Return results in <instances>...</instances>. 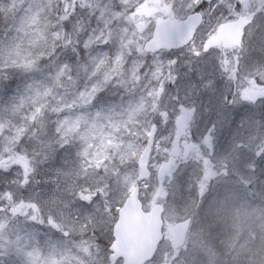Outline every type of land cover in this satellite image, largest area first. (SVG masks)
<instances>
[{"label": "rangeland", "instance_id": "rangeland-1", "mask_svg": "<svg viewBox=\"0 0 264 264\" xmlns=\"http://www.w3.org/2000/svg\"><path fill=\"white\" fill-rule=\"evenodd\" d=\"M0 1L3 3L4 0ZM51 1L27 0L19 3L21 9L20 6L16 8V5L9 9L12 0H7L5 6L0 5L2 11L6 12L3 13L6 17L4 22L1 20L0 28L5 31L4 36L9 35L0 41V89L3 87L1 82L4 71L16 68L11 65V60H17L19 55L25 56L19 47V40L29 34L27 31L36 19L35 13L42 9L43 4ZM88 1L94 7L99 2ZM133 2L136 0H130V3ZM173 2L143 0L136 10L134 23H131L132 31L121 26L110 28L113 19L104 17V34L100 39L113 36L111 65L106 64L105 72H98L97 66H100L99 62L104 55L93 51V48L104 45L101 49L106 51L107 45L99 42L96 34L88 35L87 53L92 69L83 72L84 66L79 63L77 93L65 86L66 79L55 88L59 78L64 75L67 77L69 73L68 68L63 73L56 69V72L51 73L23 75L25 82H37L32 87L33 91L28 88L22 90L15 97L13 106L1 109L0 105V201H3L0 207L10 208L8 211L15 215L16 221L15 228H6L11 218H5L0 212V249L6 250V254L0 255V258L16 255L21 259L20 264L38 259H41L38 264H108V246L116 220L115 213L112 218L109 209L117 211L136 182L135 166L144 147L137 136L139 139L147 137L150 126L142 130V135L132 132L141 121H145L144 109L148 108L154 113L153 117L159 120L162 116L179 117L189 113V116L194 119L197 117V122L202 123L193 126L189 139L183 144L197 148L190 147L194 150L192 154L184 155V146L179 145L176 154L180 156L182 167L178 168L167 162V158L175 154V131H181L183 125L160 121L163 127L157 130L149 164L153 177L143 184L141 201L148 209L156 200L169 198L165 203L166 224L189 216H195V219L189 244L181 254L175 255L166 240L160 246L157 256L148 264H160L165 260H174L173 264H264V160L253 156V152L264 148V102L250 104L241 100L245 107L238 100L231 105L225 103V97L229 101L233 98L236 83L227 79L221 71L220 53L215 50V46L212 52L199 59L192 55L189 48L172 53L169 57L157 54L147 58L141 52L142 42L149 37L152 28L150 18L143 14L153 9L155 11L151 15L160 17L157 14L161 10H156L160 3L161 7H165L164 12L170 14ZM175 2L179 5L181 0ZM32 11L34 13L27 17L26 13ZM93 22L92 28H96V20ZM115 33H119V36ZM200 39L198 33L196 47H199ZM129 41L131 45H128ZM5 45H15L11 56ZM122 46L139 48L140 52L134 51L129 56V62L125 63L128 47ZM121 48L123 56L117 61L115 57L120 54ZM153 57L157 60L154 61ZM177 58L179 62L171 69L169 78L168 60ZM63 59H60L61 62ZM133 60L136 62L132 63ZM158 61H163V72L154 76L149 69ZM140 64H145L146 76L138 71ZM131 81L138 84L133 83L131 86ZM68 84L74 87L73 78L68 79ZM94 85L102 87L95 91ZM106 89H109L107 94L122 103L112 105L111 112L101 114L99 110L104 100L98 96ZM252 89L261 90L257 86H252ZM125 90L132 94L135 91L136 96L130 98L124 94ZM1 97L0 94V100ZM36 103L42 109L46 108L45 112L50 107L56 116L64 112L65 116L59 120V125L64 128L63 133L77 131L79 117V151L71 150L70 144L50 151V146L55 144V138L60 132L57 130L58 123L55 129L50 124H44L47 119L44 115L36 131L37 136L33 135V144L27 141L20 143L33 126L34 111L30 109L37 110ZM71 109H75V112L69 117L67 111ZM211 116L215 117L216 128L210 141L205 142L201 137L208 135L207 125L213 122ZM126 122L132 128H127L129 138H111L110 128L114 127L111 128L114 130ZM241 124L243 127H240ZM254 136L257 139H252ZM240 141L245 146L235 147ZM43 147H47V153L50 152L47 161H43L44 153L39 156L38 149L42 152ZM85 149L87 156L84 155ZM200 155L201 164L194 167ZM225 157L231 163L230 169L226 165L221 167ZM163 163L166 167L165 175L159 177L157 171ZM208 164L217 166L210 170L209 177L206 170ZM253 164L255 173L249 170ZM171 168L175 171L171 172ZM217 174H221V179L207 184ZM252 180L255 184L249 182ZM82 196L90 197L91 203L85 202ZM33 204L39 210L32 207ZM29 212L32 213L29 218L35 217L34 221L38 225L41 224L45 229L49 227L57 234L58 242L53 244V248L45 244L48 248L41 249L36 244L40 241L39 236L44 237L42 241L47 240L44 232L35 237L34 229H22L27 226L25 222ZM19 214L22 218L18 217ZM50 217L55 219L56 227H53ZM85 219L90 221L87 228L81 227ZM221 226L228 228L223 229Z\"/></svg>", "mask_w": 264, "mask_h": 264}, {"label": "snow or ice", "instance_id": "snow-or-ice-1", "mask_svg": "<svg viewBox=\"0 0 264 264\" xmlns=\"http://www.w3.org/2000/svg\"><path fill=\"white\" fill-rule=\"evenodd\" d=\"M142 0H136L135 3H130V0H99L95 10L90 14L87 21L89 26V36L96 34V39L99 40L104 34V17H111L114 22L123 21L125 30L129 22H133V18L136 17V10L141 6ZM15 7V0L9 4V9ZM171 11L169 19L162 25V31L165 33L175 31L179 36L184 29L189 30L187 39H181L179 47L189 46V50L196 58H201L205 54L212 52L215 46V50L220 53L219 64L221 71L225 74L226 78L236 83L239 89L234 93L231 101L225 97V103L235 104L237 100H243L250 104H256L258 102H264V92H260L255 96L248 95L247 90L250 86H257L264 89V0H181L179 5L174 2L170 5ZM76 12V8H73V12L69 16H61L59 19L63 22L62 26L66 32L70 23H73L71 16ZM92 18L97 22L96 28H91ZM236 24L239 26V32L237 38L230 45L221 46L217 40L215 33L223 24ZM10 31L12 29H9ZM146 29H141V31ZM200 34V44L196 47L197 34ZM88 37L84 41H80L77 37V47L74 51L79 54V46L83 44L87 51ZM110 39H105L104 44H111ZM131 41L128 45H131ZM167 46V45H165ZM9 49V56L12 55V48L15 45H5ZM128 47L127 55L132 56L133 52H140V49H133ZM121 48L120 54L115 57L117 61L123 56V50ZM231 48L232 51L225 50ZM239 49V51H237ZM149 49H145L147 51ZM55 53H53V56ZM107 56V60L111 63L113 57L108 53H103ZM39 57H37L38 59ZM154 61L157 60L153 57ZM127 63V61H125ZM136 61L133 60L132 63ZM179 62V59H169V78L171 76V69ZM101 65L105 64V60L101 59L99 62ZM146 64V62H145ZM145 64H140L139 72L143 75L148 73L144 71ZM11 65L15 67H21L25 70L31 69L35 66V61L30 60L24 64H17L15 59L11 60ZM159 65V66H158ZM70 66L66 63L63 65L57 64L59 72L63 73L66 68ZM99 67V65L97 66ZM149 71L152 75L156 76L163 72V61L154 63ZM94 75H96L94 73ZM107 80V77H105ZM163 83V82H161ZM99 85H94V90H100ZM179 100V97H176ZM99 115V114H98ZM243 127V124L240 125ZM216 122H212L207 129V136H202L201 139L205 142H209L211 134L215 131ZM58 132H63V126L59 125ZM257 139V137H252ZM264 139V138H262ZM66 143V137L60 140V146L64 147ZM244 142L240 141L235 147L243 148ZM87 150L85 149L84 155L87 156ZM253 156L260 160H264V148L253 152ZM249 170L255 173V165H250ZM85 202L91 203V199L88 196L81 197ZM32 207L38 206L33 204ZM111 211V209H109ZM35 220V217H32ZM50 222L53 227H56L55 219L50 217ZM43 222V220H41ZM89 220L85 219L81 227L87 228L89 226ZM59 230V229H58ZM68 235V233H64ZM19 250V249H18ZM6 254L5 249H0V255ZM110 258V257H109ZM2 264V262H0Z\"/></svg>", "mask_w": 264, "mask_h": 264}, {"label": "trees", "instance_id": "trees-1", "mask_svg": "<svg viewBox=\"0 0 264 264\" xmlns=\"http://www.w3.org/2000/svg\"><path fill=\"white\" fill-rule=\"evenodd\" d=\"M27 0H15V5L16 8L18 6H20L21 9V5L19 3H24ZM143 1V0H142ZM7 0H4L3 3L2 1H0V5H6ZM135 3V2H133ZM142 3V2H141ZM97 6V3H96ZM76 8V12L71 16V20L73 21V23H70L68 26V30L66 32L65 28L62 26L63 22L59 19V17L61 16H69L70 13L73 12V8ZM95 10V7L92 6L91 4H89L88 0H83L81 2V0H52L49 4H43L42 5V9L38 10V13L36 14V19L35 21L32 22L31 25H29V29H28V33L26 34L25 37L21 38L19 40V47L22 51V53L25 56H21L19 55V57L17 58L16 62L19 64H24L27 63L30 60H34L35 61V66L31 69H17V67L15 69L12 70H7L4 71V74L2 76L3 78V82L1 89H0V94H1V100H0V105H1V109H5L7 106H13L14 105V99L15 97H17L19 94H21L22 90L24 91L25 89L28 88V90L33 91L32 87L36 86L35 83L37 82H25L24 76L25 74H28L29 76L31 75H36V74H40V73H51V72H56L57 69V64L63 65V64H67L70 67L68 68V75L67 77L61 76L56 84L55 82V88L57 89L59 87V83H61L62 81H64L66 79L65 82V86L67 88H71L75 90V93H77L76 91H79V63L80 65H83V72L84 71H90L92 69V66L89 63L90 60V56L88 55L87 51L85 50V47L83 46V44H81L79 46V54H77L74 49L78 46L77 45V37L79 36L80 41H84L85 38L89 35V26L87 24V21L90 17V14ZM3 13H6L5 11L3 12L2 9L0 8V27H2V22H4L6 15H4ZM34 12L32 11L30 14L26 13V16L29 17L33 14ZM2 20V22H1ZM94 18H92V24H91V28L93 27L94 24ZM132 22L128 23L127 29L132 31ZM112 26H121L123 28L124 27V22L121 20L119 22H114L112 21L110 23V28ZM33 32V33H32ZM5 31H2V29L0 28V41L4 40V38H7L6 36H9L7 34H5L6 36H4ZM114 35V34H113ZM115 35L118 37L119 33H115ZM113 37V36H112ZM111 37V38H112ZM104 38V37H103ZM110 38V40H111ZM106 38L104 39H100L99 42H104ZM104 47V45H102ZM112 44H107V48L106 51H103V47L101 48H97L94 47L93 51H98V54H103V53H108V55L113 56V49H112ZM92 51V49H91ZM53 53H55V55L53 56ZM169 56V55H168ZM37 57H39L37 59ZM61 58H65L62 60L61 62ZM103 60H105V64L99 66V73H103L106 71V64H108V60H107V56H103ZM127 61V59L125 60ZM78 62V63H77ZM111 65V63H110ZM11 68H13L11 66ZM21 68V67H19ZM82 76V75H81ZM80 76V79H81ZM37 77V76H36ZM73 78L74 80V87H70L68 84V79ZM33 82V83H32ZM142 82V81H141ZM132 84H130L131 86H133V83L138 84L137 82H132ZM65 91V89H62ZM70 90V89H68ZM109 91V89L104 90L99 96V99L104 100L103 104L101 105V109L99 110L101 112V114L104 113H109L111 112L110 107L114 104L116 105H121L122 101H118L115 98L111 97L109 94H107V92ZM136 91V89H135ZM135 91L133 92V94L131 93V91H124L125 95H128L130 98L135 97ZM14 95V96H11ZM39 104L36 103L37 106V110L34 109H30V111H34L33 113V126L31 128H29V131L26 132L25 134V140H21L20 143H23V141H29L32 139L33 140V135L37 136V129L39 125L40 120L42 119L43 115L45 117V109H42L41 107L38 106ZM50 105V104H47ZM118 110V109H117ZM116 110V111H117ZM147 110L150 111L149 113H147ZM116 111L114 113H116ZM75 112V109H71L69 111H67L68 116L71 117V115ZM43 113V114H42ZM47 115L49 117L48 119V124L50 122L51 124V128L56 127V123L59 122L60 119H62V116L64 115V112L61 111L58 116H56L55 114L52 113H48ZM55 115V117H54ZM154 113L152 112L151 109L145 108L144 109V114H143V119L145 120L144 122L141 121V124L139 126H137V131L141 130L143 127H147L149 124L151 123H155V124H160V121H171L173 122V118L172 117H160V120L158 117H153ZM189 114L185 115L188 116ZM58 117V118H57ZM54 118V120H53ZM188 119V117H186ZM143 122V123H142ZM77 126L78 129L77 131L73 132V133H58L57 134V138H55V144H53L50 149V151L57 147L60 146V140L63 137H66V143L67 145L70 144V149L73 151H79V139H78V133H79V117L77 118ZM131 126L129 125V122H126L123 124L122 127H115L114 130H111L110 128V137L114 138V139H123L126 140V138H129V132H127V128ZM132 129V128H131ZM98 131V130H97ZM95 131V132H97ZM115 135V136H114ZM122 135V137H121ZM125 135V136H124ZM29 136V137H27ZM133 137V136H132ZM138 140L141 141V144L145 143V137H142L139 139V137L137 136ZM77 139V140H76ZM110 139V138H109ZM31 140V141H32ZM76 140V141H75ZM30 141V142H31ZM27 142V143H30ZM34 142V141H33ZM32 142V143H33ZM74 144V146L72 145ZM36 150V149H35ZM38 151H40V155L38 153L39 156H41L42 153V157H43V161L46 160L47 156H49V153H47V147H43V150L41 152L40 148L38 149ZM192 151H189L188 154H192ZM79 154V153H78ZM47 161V160H46ZM77 162L79 163V155L77 158ZM198 164H201V158L198 161ZM174 163L181 165V163L179 162V158L174 160ZM3 201H0V204ZM113 212H115L113 210ZM54 238L53 236L49 237L46 241L42 242L43 244H48L49 247L52 248L53 243H54ZM48 246H44V248ZM0 262H2V264H20L21 259L20 257L16 256V255H10V256H4L2 258H0Z\"/></svg>", "mask_w": 264, "mask_h": 264}, {"label": "water", "instance_id": "water-1", "mask_svg": "<svg viewBox=\"0 0 264 264\" xmlns=\"http://www.w3.org/2000/svg\"><path fill=\"white\" fill-rule=\"evenodd\" d=\"M167 20L160 21L154 26L151 38L143 46V51L149 49L144 51L145 53L154 54L160 50L170 51L183 48L178 45L181 39H187L189 30H182L179 36L175 31L165 33L162 31V25ZM238 32V25L226 24L220 30V37L223 42L230 45L237 38ZM154 136L155 127L153 126L138 160V181L148 179L150 175L147 165ZM138 194L139 188L136 186L118 211V220L113 227V242L109 247L110 264H115L118 259H122L123 264H145L153 258L162 240L163 208L158 205L145 213L141 208ZM189 225L190 219H187L169 228L168 233L174 248L178 249L183 246Z\"/></svg>", "mask_w": 264, "mask_h": 264}, {"label": "flooded vegetation", "instance_id": "flooded-vegetation-1", "mask_svg": "<svg viewBox=\"0 0 264 264\" xmlns=\"http://www.w3.org/2000/svg\"><path fill=\"white\" fill-rule=\"evenodd\" d=\"M248 89H251L250 87L248 88ZM247 91H249V90H247ZM189 116V115H188ZM187 116H184V123H183V133L185 132V134H191L192 133V128H193V126H196V123H199L200 125L202 124L201 122H197V120L196 119H194V118H186ZM212 118V120H213V122L215 121V118H213V117H211ZM210 125V124H209ZM209 125H207V128L209 127ZM158 126V125H157ZM159 127V126H158ZM159 128H161V127H159ZM225 161V162H224ZM222 163H221V167H224L225 165H226V168H228V169H230L231 168V166H230V164H229V161H227V160H224ZM214 167H217L215 164H211V165H209L208 164V166L206 167V170H207V177H209L210 176V174H211V171L210 170H212V168H214ZM225 168V169H226ZM221 174H217V176H213L208 182L209 183H213V182H216V181H219L220 179H221ZM196 179H197V177H196ZM194 217V216H193ZM192 217V218H193ZM256 246V245H255Z\"/></svg>", "mask_w": 264, "mask_h": 264}]
</instances>
